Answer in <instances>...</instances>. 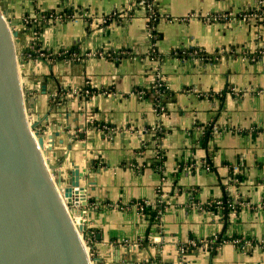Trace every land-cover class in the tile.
<instances>
[{
	"label": "crops",
	"instance_id": "crops-1",
	"mask_svg": "<svg viewBox=\"0 0 264 264\" xmlns=\"http://www.w3.org/2000/svg\"><path fill=\"white\" fill-rule=\"evenodd\" d=\"M7 1L11 18L20 21L54 10L87 13L42 30V46L57 57L27 63L23 82L26 91H41L45 76L49 93L39 96L38 112L47 113L55 96L62 103L51 119L69 121L72 134L83 132L79 125L87 127L86 139L73 147V158L81 167L94 162L86 218L90 233L95 232L94 255L103 264H264V54L249 58L264 52V24L240 18L262 0H157L156 61L147 57L145 0ZM192 13L199 16L188 19ZM221 13L237 20H204ZM112 15L108 24L102 22ZM20 30L25 50L30 32L23 25ZM122 50L131 54L76 61L66 52ZM194 50L217 59L202 61ZM158 72L169 92L163 116L155 111V98L134 93L150 89ZM87 86L94 91L91 97L76 94ZM61 112L69 117L59 118ZM156 126L164 130L159 139L151 131ZM208 126H214L209 149L204 141ZM60 139L69 141L66 135L56 139L54 160L67 145L61 147ZM157 150L166 155L164 182L156 169ZM209 156L213 169L205 168ZM237 174L244 180L233 176ZM159 189L166 206L161 224L151 225L133 201L156 202ZM226 196L240 200V210L225 215L222 208L207 205ZM219 234L245 244L226 242L215 253L201 245L180 255V246L191 239L208 241Z\"/></svg>",
	"mask_w": 264,
	"mask_h": 264
},
{
	"label": "water",
	"instance_id": "water-1",
	"mask_svg": "<svg viewBox=\"0 0 264 264\" xmlns=\"http://www.w3.org/2000/svg\"><path fill=\"white\" fill-rule=\"evenodd\" d=\"M6 15L0 0V264H103L92 251L86 219L94 162L81 167L73 158V147L86 139L87 127L79 125L83 132L72 134L69 121L51 119L62 103L55 96L47 113L38 112L39 96L49 93L47 79L42 78L41 91H26L28 68L19 57L22 23L11 16L9 22ZM49 69L61 92L53 65ZM61 135L69 141H58L67 145L54 160L51 153Z\"/></svg>",
	"mask_w": 264,
	"mask_h": 264
},
{
	"label": "built area",
	"instance_id": "built-area-1",
	"mask_svg": "<svg viewBox=\"0 0 264 264\" xmlns=\"http://www.w3.org/2000/svg\"><path fill=\"white\" fill-rule=\"evenodd\" d=\"M144 9L146 11L145 18H146V26H147V36H148V59L152 61L157 60V42L159 39V35L156 31V24L157 21L160 20L161 15L159 14V11L157 9V0H145L144 1ZM85 13L78 12L76 10L73 11H62V10H54V11H48V12H41L35 15H27L24 16L22 19V22L24 24V28L30 32L29 36V44L26 50H22L19 53L20 60L24 65H26L29 62H32L33 65H39L43 61H50L55 60L57 55L48 50L45 49L41 44V33L42 30L47 26L51 24H63L65 22L73 21L77 18H83L86 16ZM199 15L197 13H192L187 17L188 19L197 18ZM114 17V15L110 17H103L101 20L103 23L108 24L111 19ZM241 20L244 21H250V20H260V24H264V0H262L259 4V7L253 11H246L241 15ZM173 20V19H171ZM205 22L208 24L217 23L220 21H236L237 18L231 16L229 13H221V14H213L208 17H205ZM70 60H76V61H82L84 58H96V57H109V58H115L119 59L120 56L125 54H131L127 50L116 52H106V51H92L88 52L84 55L81 54H72L68 53ZM193 55L200 57L202 61H213L217 59V55H207L201 50H194L192 51ZM191 53V54H192ZM183 55H187L188 53L183 52ZM264 52L259 51L256 55L250 56L249 58L253 60H257L263 55ZM155 85V93H156V107L155 111L158 115L163 116L167 113V105L162 101V99L166 95V91L168 90V87L165 82L164 75L160 72H158L155 76L154 80ZM135 95H137L139 98H143L147 91L146 89H136L134 91ZM232 93L235 95H239V91L233 89ZM76 94L79 96H82L83 98H89L94 94V91L91 89V87L87 86L84 89L80 91H76ZM106 127L107 126H103ZM151 131L154 134L163 132V128L160 126H156L151 129ZM159 139V138H157ZM161 150H157L156 152V158H160ZM206 169H211L209 164H205ZM159 171L162 181H165V176L162 174V168H157ZM139 214L141 217L145 220H148V213H146L145 209L158 207V205L166 203V196L164 195L163 191L159 189V194L157 197L156 202H151L149 200L144 201H137L134 202ZM208 206H216L220 207L223 210V207H229V208H235V207H241L243 203L238 199L228 198L226 201L223 199L210 201ZM261 207L264 208V200L261 201ZM121 208H124L121 207ZM233 211H236L235 209ZM163 215V214H162ZM162 221V218H161ZM218 235L213 237L212 240L208 241H199L196 239H191L187 244L181 245L179 248L180 255L184 257L188 252L198 249L201 245H206L207 248L211 251L213 249V243L217 242ZM226 242H233L237 246L244 245L245 243L241 239H234V240H223L217 248H219L221 245L225 244Z\"/></svg>",
	"mask_w": 264,
	"mask_h": 264
},
{
	"label": "trees",
	"instance_id": "trees-1",
	"mask_svg": "<svg viewBox=\"0 0 264 264\" xmlns=\"http://www.w3.org/2000/svg\"><path fill=\"white\" fill-rule=\"evenodd\" d=\"M146 91H147V96H150V97L156 99L155 85H153L150 89H148V90H146ZM168 95H169V92L166 91V95H165V97L162 99V101H163L164 103H166L165 101H166ZM213 129H214V126H208V127H206L204 141H205V146H206L207 149H209V142H210V140H211V138H212ZM163 135H164V130H163V132H161V133H157L156 136L154 135V138H155V139L158 138V137L160 138V137H162ZM165 161H166V155H165L164 152L162 151V152L160 153V158H159V159L156 158V161H155L156 169L159 168V167H161V168L164 167V163H165ZM207 163H208L209 166L213 169V164H212V161H211V159H210V156H209L208 159H207ZM233 176H235V178H238L239 180H244V175H238V174H237V175H233ZM227 199H228L227 196L223 198L224 201H226ZM133 202H137V201H133ZM165 206H166V203L161 204V205H158V207H155L154 209H152V208H147V207H146L145 211H146V213H148V221H149V223H150L151 225H153V224H157V225L161 224V218H162V214L164 213ZM240 208H241V207H235V208L223 207V212H224L225 215H229V213H230L231 211H233L234 209H235L236 211H238V210H240ZM95 238H96V237H95V232L92 231V232L90 233V239H91V241H94ZM225 239H226V240H229L228 238H226V237L224 236V234H219V235H218V240H217V242H214V243H213V249L211 250V253H215V251L217 250V246H219V245L221 244V242H222L223 240H225ZM234 239H236V238H234ZM234 239H232V240H234ZM149 264H150V263H149Z\"/></svg>",
	"mask_w": 264,
	"mask_h": 264
},
{
	"label": "rangeland",
	"instance_id": "rangeland-1",
	"mask_svg": "<svg viewBox=\"0 0 264 264\" xmlns=\"http://www.w3.org/2000/svg\"><path fill=\"white\" fill-rule=\"evenodd\" d=\"M4 1H5V4H6V8H8V6H10V5L8 4L9 2H8L7 0H4ZM9 15H10V14H9ZM6 17H7L8 20L11 19L10 16H7V15H6ZM9 22H10V20H9ZM21 23H22V25H23V27H24V24H23L22 21H21ZM20 26H21V25H20ZM21 31H22V30H21ZM23 36H24V34H23Z\"/></svg>",
	"mask_w": 264,
	"mask_h": 264
},
{
	"label": "bare ground",
	"instance_id": "bare-ground-1",
	"mask_svg": "<svg viewBox=\"0 0 264 264\" xmlns=\"http://www.w3.org/2000/svg\"><path fill=\"white\" fill-rule=\"evenodd\" d=\"M32 118H34L35 119V116L33 115V117Z\"/></svg>",
	"mask_w": 264,
	"mask_h": 264
}]
</instances>
